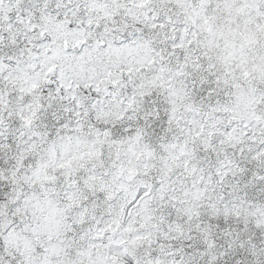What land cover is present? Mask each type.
Wrapping results in <instances>:
<instances>
[{
	"label": "snow or ice",
	"instance_id": "6c2138e0",
	"mask_svg": "<svg viewBox=\"0 0 264 264\" xmlns=\"http://www.w3.org/2000/svg\"><path fill=\"white\" fill-rule=\"evenodd\" d=\"M0 264H264V0H0Z\"/></svg>",
	"mask_w": 264,
	"mask_h": 264
}]
</instances>
